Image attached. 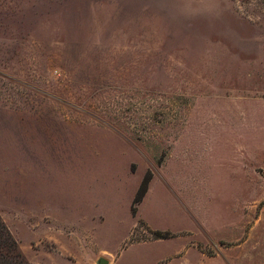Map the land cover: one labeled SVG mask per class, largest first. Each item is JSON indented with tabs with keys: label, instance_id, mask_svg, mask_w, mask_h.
Segmentation results:
<instances>
[{
	"label": "rangeland",
	"instance_id": "374dc122",
	"mask_svg": "<svg viewBox=\"0 0 264 264\" xmlns=\"http://www.w3.org/2000/svg\"><path fill=\"white\" fill-rule=\"evenodd\" d=\"M150 229L264 264V0H0V260L115 264Z\"/></svg>",
	"mask_w": 264,
	"mask_h": 264
},
{
	"label": "crops",
	"instance_id": "0c3cea01",
	"mask_svg": "<svg viewBox=\"0 0 264 264\" xmlns=\"http://www.w3.org/2000/svg\"><path fill=\"white\" fill-rule=\"evenodd\" d=\"M148 226L149 228L153 229L149 224ZM183 229V231H185V229L188 228L184 227ZM184 233H187L186 235L190 236V239H188L189 242H187L184 251H178L176 253L173 252L172 254L164 255L155 249L160 248V246H154V244L159 243L160 240H140L132 243L129 249L119 252L115 259V264H187L191 263L193 260L200 264H209V262H215L219 264V261H217L219 256L216 254V252L208 254V252L199 247L200 243H204L206 241L204 238L200 239L199 236H195L193 232Z\"/></svg>",
	"mask_w": 264,
	"mask_h": 264
},
{
	"label": "trees",
	"instance_id": "16d2710c",
	"mask_svg": "<svg viewBox=\"0 0 264 264\" xmlns=\"http://www.w3.org/2000/svg\"><path fill=\"white\" fill-rule=\"evenodd\" d=\"M152 179V176L151 175H146L141 183V186L140 188L138 189V192H137V195L134 199V202H133V212L136 213V206L143 200L144 196L146 195L147 191H148V185H149V182L150 180ZM153 236V239H161V238H167V237H170L172 234L170 232H162V231H154V230H149ZM6 232L8 234L9 231L8 229H6ZM21 255V253H20ZM22 257H23V254H22ZM23 259V258H22ZM0 263L1 264H5V262H3L2 260H0ZM20 264H29V263H25L23 262L22 260V263Z\"/></svg>",
	"mask_w": 264,
	"mask_h": 264
},
{
	"label": "water",
	"instance_id": "95a60500",
	"mask_svg": "<svg viewBox=\"0 0 264 264\" xmlns=\"http://www.w3.org/2000/svg\"><path fill=\"white\" fill-rule=\"evenodd\" d=\"M99 264H108L107 260L105 259H100Z\"/></svg>",
	"mask_w": 264,
	"mask_h": 264
}]
</instances>
